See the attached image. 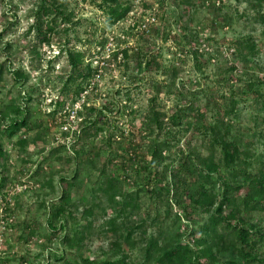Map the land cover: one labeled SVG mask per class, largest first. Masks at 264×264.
Listing matches in <instances>:
<instances>
[{
  "label": "rangeland",
  "instance_id": "rangeland-1",
  "mask_svg": "<svg viewBox=\"0 0 264 264\" xmlns=\"http://www.w3.org/2000/svg\"><path fill=\"white\" fill-rule=\"evenodd\" d=\"M45 2L54 0H0V112L15 104L32 128L13 139L0 137L8 155L0 166V264H101L123 253L130 264H142L148 241L162 233L200 254L199 242L212 236L203 231L211 213L191 196L201 185L222 195L225 183H244L222 166L205 182L209 161L219 165L224 159L205 128L231 124L233 139L250 154L235 168L254 175L264 167V0H121L131 12L115 25L102 0H57L72 22L56 16L40 22L36 13ZM241 40L256 46L255 56L242 58L236 50ZM68 51L84 53V67L90 63L94 71V78L82 82V97L73 84L64 91L73 74ZM156 96L159 109L178 118L160 138L166 144L161 162L152 161L154 137L144 125ZM87 107L96 108L94 115ZM199 109L206 110L202 121ZM80 113L98 118L97 128L79 126ZM22 137L26 147L19 144ZM108 161L126 195L142 191L114 234L107 223L117 208L106 214L111 204L95 184ZM77 174L85 183L58 219L55 208L63 205L67 189L63 179L73 182ZM87 206L95 207L87 239L81 247L69 245L66 236L89 223L81 219ZM244 217L247 226L264 228V212ZM131 230L132 249L113 246ZM259 254L264 260V242ZM202 258L199 264H223L239 255L220 254L215 263Z\"/></svg>",
  "mask_w": 264,
  "mask_h": 264
},
{
  "label": "trees",
  "instance_id": "trees-1",
  "mask_svg": "<svg viewBox=\"0 0 264 264\" xmlns=\"http://www.w3.org/2000/svg\"><path fill=\"white\" fill-rule=\"evenodd\" d=\"M102 1L109 8V14L113 25L124 20L131 12V7L129 5H124L121 0ZM251 6L252 8H257L254 2H251ZM65 8L66 5L58 6L57 0H54L53 4L48 6L45 2L38 8L36 17L41 22L43 17L56 16L57 18H61L63 22L69 24L72 22V15L67 13ZM50 30L52 29L50 28ZM236 48L243 59H248L256 55V46L249 40L239 41ZM124 54L126 57L128 56V52H124ZM115 57H118V53H115L114 58ZM67 58L73 74L69 77L64 91H69L70 85L73 84L76 95L82 97L85 92L84 83L82 82H88L94 78V71L90 63L84 67V53L68 51ZM150 64V61L147 62V66H150ZM3 74L4 70H1L0 81H2ZM16 75L18 77L22 76L21 73H16ZM176 77L177 75L174 76V78ZM250 87L251 91H253L254 84L250 83ZM158 98L159 97L156 96L151 99L149 110L144 120L145 129L149 131L150 136L154 137V141L150 143L148 150L153 162H161L164 159L163 155L166 150V144L160 141V138L162 134L168 133L167 125L170 122L174 124L178 123L177 117L169 118L166 113L159 109ZM259 98L264 99V95H260ZM235 107L236 102L233 101L231 104V113H234ZM86 110L93 115L96 112V108L93 107H87ZM197 111L199 114L198 118L201 121L204 120L206 110L199 109ZM23 113V109L17 107L15 104L7 106L0 112V137L2 135H7L10 139H13L23 130H32L29 117H23ZM98 114L102 115V111L98 112ZM10 119H12V121ZM8 120L11 122L8 126H5L4 123ZM97 123L98 118H83V113H80L78 124L79 126H83L84 130L87 128L91 130L97 128ZM203 127H205V125H203ZM2 128H4L3 133ZM231 129V124H225L222 121L220 124L213 127L205 128L207 134L212 138L211 145L214 147L219 146L222 149L224 157L223 162L219 165L212 162L213 159L209 161L207 170H205V182H208L212 178V171H218L222 166L225 167L227 171H231L236 178L238 177L244 180V183H225V190H223L222 195L216 193L215 189H208L206 185H201L195 195L191 194V201L195 205L201 208L205 213H211L210 224L208 227H205L203 231L207 229L210 230L212 236H207L206 239L199 242L203 249L200 251V254H197L191 251L188 246L182 245L179 240L170 239L162 233L159 237L152 238L148 241L144 257L145 261L142 264H199L198 261H201V259H203L202 257L209 258L210 261L215 263L220 254L230 253L233 250H237L239 259H230L223 264H264V260L259 256V246L264 242V228L258 229V227L247 226L244 217V212H264V167L254 175L247 173L243 169L235 168L236 165L242 161L243 157H248L250 154L248 149L241 148V141L233 139ZM98 131L102 130L99 129ZM40 136L41 135H39L38 138H40ZM19 144L26 147L28 141L22 137L19 140ZM108 144L110 146V141ZM7 157L8 155L0 143V166L2 162L6 161ZM87 163V165L92 166L95 164L92 159L88 160ZM107 164L108 166L104 165L102 167L100 177L95 184L98 185L99 192L104 196L106 202L111 204L108 211H105L106 214H109L108 212L112 210V207L117 208V216L113 219L111 218L107 223L112 227L109 233L114 234L117 233L118 230V219L124 217L128 218L130 216L127 214L130 209H135L137 199L142 191L126 195L123 192L121 181L115 177L114 171L112 170L114 164L111 161H108ZM109 165L112 166L110 171L108 170ZM79 178L80 175L77 174L73 182L68 179H63L64 184L67 185V189L62 197L63 205L55 208L54 217L60 219L66 216L67 206H69L72 200L71 195L73 191L75 188L77 189L85 183L84 180H80ZM77 182H79V184H76ZM143 182L146 184L149 182V179L145 178ZM144 190L145 189H143V191ZM154 190L155 189H153V191ZM162 190L163 189H156L155 192ZM159 197L162 198L160 194ZM212 209H214V211H211ZM227 210L230 212L228 213ZM69 215L72 219L73 213H69ZM94 215L95 207L87 206L84 209L81 214V219L89 223L82 231L76 232L74 236H66L65 241L69 245L83 246V243L87 239L88 231L92 227L90 220ZM235 222H238V224L234 225ZM139 228L141 227H135V230ZM135 230H131L126 240H122L121 235L118 238V242H112L113 246L119 249L127 246L128 250L132 249L135 243L131 244V239ZM121 243L124 244V247ZM124 251H126V248H124ZM122 255L123 257L121 259L114 257L112 260L110 259L101 264H130L128 262V255L126 253ZM84 263L95 264L90 260H86ZM63 264L70 263L65 262Z\"/></svg>",
  "mask_w": 264,
  "mask_h": 264
}]
</instances>
